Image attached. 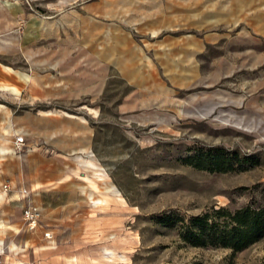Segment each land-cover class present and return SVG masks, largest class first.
I'll use <instances>...</instances> for the list:
<instances>
[{"label": "rangeland", "instance_id": "obj_1", "mask_svg": "<svg viewBox=\"0 0 264 264\" xmlns=\"http://www.w3.org/2000/svg\"><path fill=\"white\" fill-rule=\"evenodd\" d=\"M6 1L0 264H264V238L183 239L195 217L264 205V0H109L111 18L108 0H21L46 19L101 5V31L57 51L24 49Z\"/></svg>", "mask_w": 264, "mask_h": 264}, {"label": "trees", "instance_id": "obj_2", "mask_svg": "<svg viewBox=\"0 0 264 264\" xmlns=\"http://www.w3.org/2000/svg\"><path fill=\"white\" fill-rule=\"evenodd\" d=\"M214 217L213 221H210ZM217 219H224L217 223ZM264 238V205L258 209L250 207L231 213L220 208L212 215L195 217L186 226L183 239L198 247L230 248L243 251Z\"/></svg>", "mask_w": 264, "mask_h": 264}, {"label": "crops", "instance_id": "obj_3", "mask_svg": "<svg viewBox=\"0 0 264 264\" xmlns=\"http://www.w3.org/2000/svg\"><path fill=\"white\" fill-rule=\"evenodd\" d=\"M103 4H105V7L107 6L106 8H108H105L104 11L107 16L109 15V18L118 14V9L113 5L112 2L108 0L104 1ZM4 8V11L12 20L16 22L22 21L25 23V31L21 36V46L26 50L35 47L40 41L43 43L44 40L45 43H47L49 40L52 42L56 40L58 49H53V47H48V45V49H46L50 51H57L59 50V47L63 46L64 43V41L61 39V33H66L71 29L73 31H78L79 29L85 30L84 24L87 22L92 24L95 30L101 31L102 28L101 17L103 9L101 5L97 9V13L93 14L92 16H88V19L76 14H61L58 17L51 19H46L43 17L41 18L39 15H37V13L29 12L28 7L21 0H7L5 2ZM7 74L11 75V73L8 72L5 74V77Z\"/></svg>", "mask_w": 264, "mask_h": 264}, {"label": "built area", "instance_id": "obj_4", "mask_svg": "<svg viewBox=\"0 0 264 264\" xmlns=\"http://www.w3.org/2000/svg\"><path fill=\"white\" fill-rule=\"evenodd\" d=\"M22 140H19V143H22ZM9 186H4V191H8ZM24 219L28 225V228L32 231L36 230L40 225L41 213L38 208L34 206H28L24 211ZM45 237L51 239V233H45Z\"/></svg>", "mask_w": 264, "mask_h": 264}, {"label": "bare ground", "instance_id": "obj_5", "mask_svg": "<svg viewBox=\"0 0 264 264\" xmlns=\"http://www.w3.org/2000/svg\"><path fill=\"white\" fill-rule=\"evenodd\" d=\"M158 32H154L153 34L154 35H156ZM51 114H52V112H51ZM50 116V115H49ZM90 163H92V162H90ZM89 163V164H90ZM92 165H94L93 163H92ZM22 196V195H21ZM103 203V200L102 199H98V200H95L94 202H93V204L95 205V206H98V205H101Z\"/></svg>", "mask_w": 264, "mask_h": 264}]
</instances>
